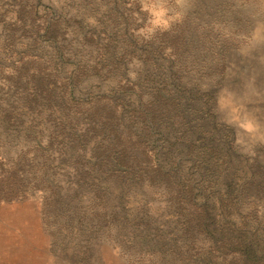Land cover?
<instances>
[{"label":"trees","instance_id":"1","mask_svg":"<svg viewBox=\"0 0 264 264\" xmlns=\"http://www.w3.org/2000/svg\"><path fill=\"white\" fill-rule=\"evenodd\" d=\"M12 1L0 9V142L28 149L3 176L0 193H23L30 167V177L47 184L42 222L56 225V244L83 249L80 264L102 242L133 264H264V168L231 172L223 148L208 141L210 129L201 132L207 126L198 125L200 109L183 84L197 65H164L166 51L176 55L185 37L173 34L168 48L162 39L142 47L133 82L128 72L140 48L115 56L110 37L103 44L85 38L95 63L63 72V47L56 58L34 46L63 42L67 28L41 16L34 0ZM90 76L116 81L115 90L76 98L75 87ZM183 159L195 172L182 173Z\"/></svg>","mask_w":264,"mask_h":264},{"label":"rangeland","instance_id":"2","mask_svg":"<svg viewBox=\"0 0 264 264\" xmlns=\"http://www.w3.org/2000/svg\"><path fill=\"white\" fill-rule=\"evenodd\" d=\"M12 2L0 0V9L8 8ZM33 2L40 3L41 16L45 15L42 13L53 15L54 20H60L67 28L63 42L34 46L39 53L54 54L56 58L63 47L64 59L59 58L63 61V72L73 70L75 65L95 63V47L83 45L87 44L85 38L93 35L99 44H103L110 37L115 56L126 49L140 48L135 49L133 67L128 72L129 81L133 82L137 74L134 65L140 62L138 58H144L140 52L142 47L150 50L162 39L168 48L173 46L168 41L173 34H182L185 37L183 49L176 55L168 49L164 65L169 69L181 64L197 65L195 71L190 69L189 74L184 75L183 84L194 94L195 106L200 109L198 125L207 126L201 132L210 129L208 141L223 148L221 159L228 161L231 172L251 174L255 164L264 168V0ZM160 19L169 23L167 30L159 27L153 30L154 21ZM19 43L27 44L28 40ZM115 83L90 76L75 87L74 95L79 99L110 95L115 90ZM172 132L170 130L166 136V164L170 163L173 152L170 149ZM27 149L23 142H0V183L17 154ZM227 152L230 156H226ZM39 154L37 151L36 155ZM25 168L26 190L19 192L15 199L0 193V264H80L83 249L74 243L67 247L56 244L51 233L56 225L46 227L42 222L43 194L47 184L32 179V169ZM193 172L195 168H190V162L183 159L182 173ZM83 201L81 205L85 207L87 199ZM260 206L264 210L262 204ZM93 254L89 262L82 264L136 262L106 242L98 243Z\"/></svg>","mask_w":264,"mask_h":264},{"label":"clouds","instance_id":"3","mask_svg":"<svg viewBox=\"0 0 264 264\" xmlns=\"http://www.w3.org/2000/svg\"><path fill=\"white\" fill-rule=\"evenodd\" d=\"M155 27H159L161 30H167V28L169 27V23H165L163 20H156L154 21V28L153 30H155Z\"/></svg>","mask_w":264,"mask_h":264}]
</instances>
